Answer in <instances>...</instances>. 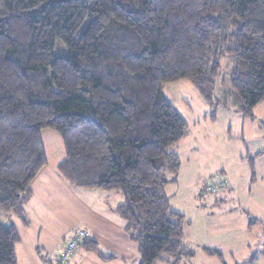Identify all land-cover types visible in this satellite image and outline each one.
<instances>
[{
  "label": "trees",
  "instance_id": "16d2710c",
  "mask_svg": "<svg viewBox=\"0 0 264 264\" xmlns=\"http://www.w3.org/2000/svg\"><path fill=\"white\" fill-rule=\"evenodd\" d=\"M225 57L234 107L255 119L264 0H0V211L28 223L24 204L48 164L42 130L51 128L64 142L57 171L68 183L124 193L115 210L139 245V264L193 257L183 245L186 215L167 194L182 168L171 148L188 122L164 87L189 80L212 108H229L215 100ZM19 241L0 214V264H18ZM78 248L114 258L89 235Z\"/></svg>",
  "mask_w": 264,
  "mask_h": 264
},
{
  "label": "rangeland",
  "instance_id": "374dc122",
  "mask_svg": "<svg viewBox=\"0 0 264 264\" xmlns=\"http://www.w3.org/2000/svg\"><path fill=\"white\" fill-rule=\"evenodd\" d=\"M59 52L64 53V48ZM228 59H223L215 100L227 102L229 108H212L189 80L164 87L168 100L188 122L186 136L171 148L179 154L182 170L167 187L171 209L186 214L183 245L196 252L187 258L188 264H223L217 256L206 254L205 246L219 250L227 264H264V100L255 110V119L234 107ZM214 110L215 121L210 116ZM42 136L47 153H51L50 163L56 166L66 156L63 139L51 128L43 129ZM258 152H262L257 160L259 178L253 184L249 160ZM220 177L230 184L206 192ZM113 192L125 202L122 191ZM0 214L4 223L9 222V213ZM251 219L259 220L252 228ZM74 230L61 245H67ZM59 255L53 258L55 263Z\"/></svg>",
  "mask_w": 264,
  "mask_h": 264
},
{
  "label": "crops",
  "instance_id": "0c3cea01",
  "mask_svg": "<svg viewBox=\"0 0 264 264\" xmlns=\"http://www.w3.org/2000/svg\"><path fill=\"white\" fill-rule=\"evenodd\" d=\"M216 117L211 119L215 121ZM261 154L258 152L255 158L251 157L254 160V170L250 164L253 184L258 182L257 160ZM64 159H59L55 166L51 165L48 157V164L31 182L32 195L24 204L28 223L18 214L9 213L11 217L6 224H13L20 236L16 245L18 264H56L53 258L65 250V245H61L62 239L73 229L74 232L85 229L99 243L102 251L114 255V258L104 260L95 252L78 248L66 264H139V245L126 231L125 218L115 210L117 205L123 203L118 193L71 185L57 171L58 164ZM205 247V253L209 254ZM57 250L59 254L53 256ZM39 251L51 262L44 261ZM188 259L182 260L180 264H188ZM162 263L169 264L167 261L158 262Z\"/></svg>",
  "mask_w": 264,
  "mask_h": 264
},
{
  "label": "built area",
  "instance_id": "2783aa9c",
  "mask_svg": "<svg viewBox=\"0 0 264 264\" xmlns=\"http://www.w3.org/2000/svg\"><path fill=\"white\" fill-rule=\"evenodd\" d=\"M227 179L225 177H220L217 181H212L208 186V191L216 192L219 189L225 187L227 185ZM89 235V233L85 229H79L76 234L71 237L65 246V250L60 255L59 260L56 264H66L69 262V259L74 255L78 245L82 243L85 238Z\"/></svg>",
  "mask_w": 264,
  "mask_h": 264
}]
</instances>
